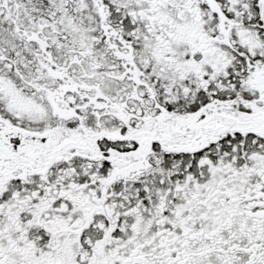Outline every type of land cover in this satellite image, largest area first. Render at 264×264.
<instances>
[{
	"label": "snow or ice",
	"instance_id": "obj_1",
	"mask_svg": "<svg viewBox=\"0 0 264 264\" xmlns=\"http://www.w3.org/2000/svg\"><path fill=\"white\" fill-rule=\"evenodd\" d=\"M0 264H264V0H0Z\"/></svg>",
	"mask_w": 264,
	"mask_h": 264
}]
</instances>
